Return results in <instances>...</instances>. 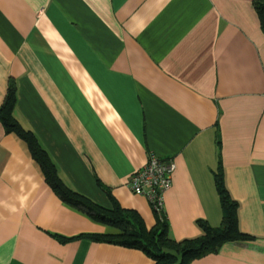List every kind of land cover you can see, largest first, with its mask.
Here are the masks:
<instances>
[{
    "label": "crops",
    "instance_id": "crops-1",
    "mask_svg": "<svg viewBox=\"0 0 264 264\" xmlns=\"http://www.w3.org/2000/svg\"><path fill=\"white\" fill-rule=\"evenodd\" d=\"M255 0H0V104L32 130L71 188L108 207L157 215L129 186L151 155L173 159L165 213L173 238L216 226L215 173L239 227L190 264H264V31ZM220 139V143H219ZM63 201L27 142L0 121V264H154Z\"/></svg>",
    "mask_w": 264,
    "mask_h": 264
},
{
    "label": "trees",
    "instance_id": "trees-1",
    "mask_svg": "<svg viewBox=\"0 0 264 264\" xmlns=\"http://www.w3.org/2000/svg\"><path fill=\"white\" fill-rule=\"evenodd\" d=\"M254 2L264 31V0H255ZM16 102V85L11 82L6 98L0 104V121L5 130L16 133L27 142L33 158L42 168L45 180L63 201L83 210L93 219L116 229L115 232L85 233L71 237L53 233L61 241L87 235L93 240L140 249L154 259V264H190L196 258L218 252L227 241L251 237L239 227V202L232 197L226 185L222 160H219V167L215 173L216 187L223 212L221 223L214 226L205 219H199L198 223L203 230L202 234L196 237L176 239L169 234L166 215L161 217L155 212L157 215L156 224L148 227L137 210L125 208L115 199H113L112 207L104 206L68 186L60 177L55 161L42 146L37 135L32 130L25 128L14 115Z\"/></svg>",
    "mask_w": 264,
    "mask_h": 264
},
{
    "label": "built area",
    "instance_id": "built-area-1",
    "mask_svg": "<svg viewBox=\"0 0 264 264\" xmlns=\"http://www.w3.org/2000/svg\"><path fill=\"white\" fill-rule=\"evenodd\" d=\"M176 162L151 153L147 161L130 176L129 186L138 194L147 197L155 212L165 216V192L172 186Z\"/></svg>",
    "mask_w": 264,
    "mask_h": 264
}]
</instances>
